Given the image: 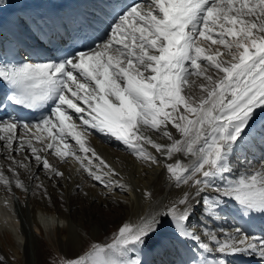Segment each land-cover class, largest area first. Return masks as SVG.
Returning a JSON list of instances; mask_svg holds the SVG:
<instances>
[{"label": "snow or ice", "instance_id": "6c2138e0", "mask_svg": "<svg viewBox=\"0 0 264 264\" xmlns=\"http://www.w3.org/2000/svg\"><path fill=\"white\" fill-rule=\"evenodd\" d=\"M7 4L0 0V11ZM0 83L10 89L0 99L7 116L0 118V141L15 165L9 166L12 178L0 168V184L9 192L13 183L28 191L18 169L30 172L33 162L49 179H63L49 160L54 156L78 163L105 195L131 193L120 172L90 146L92 131L121 142L148 167H163L176 187L187 186L165 211L124 224L112 243H93L62 264H142L129 254L152 246L166 221L176 238L201 250L192 264H229L237 255L258 256L264 264V237L237 227L221 240L205 223L221 219L229 201L246 215L264 214V163L229 178L236 148L258 110L264 112V0H137L86 50L0 63ZM9 106L49 112L32 123L7 113ZM12 152L28 155L16 160ZM36 187L47 193L42 183ZM198 212L205 220L194 225Z\"/></svg>", "mask_w": 264, "mask_h": 264}, {"label": "bare ground", "instance_id": "6f19581e", "mask_svg": "<svg viewBox=\"0 0 264 264\" xmlns=\"http://www.w3.org/2000/svg\"><path fill=\"white\" fill-rule=\"evenodd\" d=\"M11 6L16 8L20 16H23V12H21V8L18 4H13ZM37 18H42V16L39 15L38 17H35L33 21L36 22L38 20ZM0 19L5 20V17L1 13ZM247 133L248 134L244 137V141L236 148L233 157L234 171L229 177L231 179H236L245 172L250 171L251 168L259 167L262 163H264V159H262L264 158V112H260L258 110L256 121L252 124L250 129L247 130ZM154 135H156V138L153 139L157 140V142L161 141L162 143H168V141L164 140L158 134L154 133ZM88 142L103 159L120 172L121 177L123 178L122 182H125L132 187L133 190L131 193H124L117 190L110 195H105L107 190L88 177L86 173H82L79 169L78 163L71 159L68 163H62L54 156L49 157L50 162L55 164L62 172H64L63 179H49V174L45 173L46 170L44 171L43 168L37 166L35 162H33L30 172L20 168L18 170L20 173V179L24 177L25 185L28 188V195L26 196L27 199H23L20 203L18 202L19 205L18 208H16L18 209V212L14 206L9 204L10 202L5 201L8 208H2L0 203V222L4 221L0 223V258H2L0 262L3 264L13 263L14 260H12L13 258L6 253V249L3 246L1 238L3 234L7 235L9 231L18 230L19 233H24L27 238V245L25 247V255L27 257L26 264H33L30 256L31 226L29 224L33 222L35 227H38L34 230L36 233H39V224L43 227L44 225H56L59 229L61 226L59 221L60 218H58L59 216H55V213L64 211V209L68 210V207L70 212L65 213L68 217V225L65 228H60V236L57 238V242L66 253L72 254L76 252L77 254L82 251V247L84 245L86 247V245L89 244V238L95 239L96 243L99 244L112 243L115 237L110 239L106 238L107 240H103V238L106 235L107 237H111L113 234L116 236L119 228L126 223L135 225L140 221L141 217H148L165 211L166 206L178 200L183 195V192L187 190V186H181L179 188L176 187L174 181L171 180L163 167H148L147 165L141 163L133 155H131L128 150H126L125 146L121 142L115 140L111 136H105L101 133L92 131V134L88 136ZM73 146L75 147L74 142ZM12 155L16 160H24L25 155H28V153L12 152ZM176 158L182 159L184 163L189 162L187 158L180 155H177ZM161 160L163 163V158H161ZM2 163L5 164L4 166H6L8 170L9 166L15 167L13 161L8 159V150L5 149L4 142L0 141V168L2 167ZM62 165H67L68 167L71 165L74 172H76L77 175L79 174L77 177L75 176V179L71 176L69 177V181L72 179L74 182L72 187L69 186L68 189L64 186L66 172L64 171V168H62ZM37 168L40 169V171H38ZM43 171L45 173L44 175ZM4 172L9 175L5 167ZM33 174L39 177L38 181L53 187L51 190H53V192L55 190V194L64 198L65 205L62 206L57 199L50 198L46 200L43 197L44 192L37 189V179L33 178ZM9 178H12L11 172ZM51 180L52 182H50ZM83 181L87 184L90 183L94 185L93 189L96 191L97 196L94 199L92 198L93 200L91 197L88 198V188L86 185L83 187ZM56 182L62 183L61 188L55 185ZM12 186L20 191H23L15 187L14 183ZM1 192H6L10 195V197L12 196V193L9 192L4 185L0 184V202L2 201L3 196V193ZM27 192H24V194ZM146 193H151V196L149 197ZM83 197L88 204H93V206H87L93 209L92 211H89V214L91 213V215L88 217L93 218L94 220L85 219L83 222H77L79 213L82 210L78 208L79 205L75 203V199ZM121 197L128 198L130 204H126ZM68 199H70V202H68ZM94 201L96 202L95 205ZM12 207H14V209H12ZM95 210L99 211V216L94 213ZM18 213L19 215L17 218L16 215ZM11 214H13L12 216L14 219H17L14 222H12ZM105 219H108L110 222L107 224V229H105L100 222ZM198 220H205V217L200 212L197 213V216L193 219L192 223L196 225ZM90 223L93 228L98 227L97 229H99V232L96 235L95 232L88 230ZM205 223L208 224L209 228L217 232L221 240L226 239L228 234H233L237 227L241 228L249 236L264 237V214H260L258 217L253 214L246 215L242 212L238 205L232 201L227 203L225 211L221 213V219L217 221L205 220ZM69 226L70 228L76 230V232L79 231L82 239H84L82 244L79 245V242L78 244L75 242L73 245L67 246L66 243L68 242V239L60 232H64V230H67ZM201 228L202 225L197 227L198 234L200 233ZM83 229L88 230V234H84ZM221 229H223V234H221ZM1 230H3V233H1ZM104 233H106L105 236ZM102 236L104 237L102 238ZM6 238H8V236H6ZM159 238L160 243L154 242L153 245L147 249L138 248L135 252L130 253L128 258H139L142 261V264H169V261L171 264H192L194 257L198 260L202 255L201 250L194 243H185L176 238L173 234L172 226L167 221L161 230ZM184 245L187 252H185V248L183 250ZM166 251H169L167 253L171 254L172 257L170 259L166 257ZM15 253L19 254L20 252L16 251ZM203 255L207 256V254ZM40 258V255L37 256L36 264H40ZM207 258L212 259L213 257L207 256ZM228 260L229 264H261V260L258 256L237 255L229 257Z\"/></svg>", "mask_w": 264, "mask_h": 264}, {"label": "rangeland", "instance_id": "374dc122", "mask_svg": "<svg viewBox=\"0 0 264 264\" xmlns=\"http://www.w3.org/2000/svg\"><path fill=\"white\" fill-rule=\"evenodd\" d=\"M146 134L147 135H151L153 138H156V135H154V133H152V132H147ZM160 143H162V142L160 141ZM1 165H2L1 168L3 169V171H4V167L7 169V172L9 173V175L6 174V172H4V173L6 175H8V177H9L10 176V172H9L8 168L6 166H4L5 164H3V163ZM67 165L66 166L62 165V168H64V171L66 172V176H65V181L66 182L64 181V183H65L64 186L68 189L69 186L72 187V184L74 182L71 178H70L71 181H69V177L71 176L73 179H75L79 174L77 175L76 172H74V169L72 168L71 165H69V167ZM60 166H61V164H60ZM38 171H40V169H38ZM44 171H43V175L45 173H47V171H45V173H44ZM21 179L24 181V177H22ZM50 182H52V180ZM83 182H84L83 183V187H85V185H86V187L88 188V191H87V196H89L88 198L91 197V199L92 198L94 199L97 196L96 195V191L93 189L94 185H92L90 183H89L90 184L89 185V184L85 183V181H83ZM37 183L41 184L42 182L37 180ZM68 183L71 184V185H69ZM44 184H43V186H44V188L47 189V193H44L43 197L46 200H48L50 198L51 199H57V201L62 206H64L65 205L64 204V198L62 196H60V195L58 196L57 194H55L56 193L55 190H54L55 193L53 192V190H51L53 187L48 186L47 184H45L46 185V187H45ZM55 185L57 187L59 186L61 188L62 183L61 182H56ZM37 189L39 191H43V189H40V188H37ZM62 190H63V188H62ZM21 192H22V194H21ZM1 193H3L2 201H1L2 207L3 208H8L7 203H5V201H6V202H10L9 204H11V206H14L15 209L18 208V205H19L20 201H22L23 199H27L26 196L28 195V192L26 194H24V191H20V190L14 188L13 186H12V191H11V193H12L11 197L6 192H1ZM93 193L95 194V196H94ZM49 196H52V197H49ZM121 199H123L126 204H130L128 198L121 197ZM68 202H70V199H68ZM75 203L78 204L79 205L78 208L82 210L79 213L77 222L78 221L83 222L85 219L94 220L93 218H89L88 217V216L91 215V213L89 214V211H92L93 209L91 207L87 206V205L93 206V204H88L84 197L83 198H76L75 199ZM95 204H96V202L94 201V205ZM14 207H12V209H14ZM38 210H41V209H38ZM16 211L18 212V209H16ZM66 212H70L69 207H68V210L64 209V211H60V212L55 213V216H59L58 218H60L59 221H60V225L61 226L59 227V229L56 227V225H44V227H43L42 225L39 224L38 225L40 227L39 233H36V232H34V230L37 229L38 227H35L33 222H31L29 224L31 226V228H30L31 229V231H30V235H31V238H30V243H31L30 244V246H31L30 256L32 258L31 260H32L33 264H36V259H37V256H39V255L41 257L40 258L41 259L40 260V264H62V262L67 260V259H72V258L78 257L79 255H83L86 251H88L90 249V247H91V245L93 243H96L95 239L89 238L88 239L89 244H87L86 247L84 245L82 247V251L81 252H78L77 254H76V252L72 253L73 255L70 254V253H66L60 247L59 243L57 242V238L60 236V234H59L60 228H62V227L65 228L68 225V217H67V215H65ZM94 213L97 214L98 216L100 215V214H98L99 211H97V210H95ZM12 215L13 214H11V216ZM18 215H19V213L16 215L17 218H18ZM11 219H12V222L17 220V219H14L13 216L11 217ZM100 222H101V225L105 229H107V224L110 223L108 219L102 220ZM97 228L98 227L93 228L91 223L88 226V230L95 232V235L99 232V229H97ZM112 228H113V226H112ZM88 230H84L83 229L84 234H88ZM1 233H3V230H1ZM60 233L62 235L64 234L65 238L68 239V242L66 243L67 246L73 245L75 242H76V244H78V242H79V245L84 242V239H82V236L80 235L79 231L76 232V230H74L73 228H70V226H69V228L67 230H64V232L62 231ZM105 234L106 233H104V236H105ZM6 236H8V238H6ZM104 236H102V238ZM113 237H115V234H113L111 237H107V235H106L103 238V240L104 239L107 240V239H110V238H113ZM1 240H2L3 246L6 249L5 250L6 253L13 258L12 260H14L12 264H26L27 263V257L25 255V247L27 245V242H26L27 238H26L24 233H19L18 230L17 231H13L12 230L11 232L9 231L7 235L3 234ZM155 242L156 243H160V238L157 237ZM38 243H39V246H38ZM183 250H184V246H183ZM16 251H19L20 253L17 254V253H15ZM167 252H169V251H166V253ZM74 254H76V255H74ZM166 257L170 259L172 256H171L170 253L169 254L167 253ZM0 263H2V262H0ZM168 263L171 264L170 262H168Z\"/></svg>", "mask_w": 264, "mask_h": 264}]
</instances>
